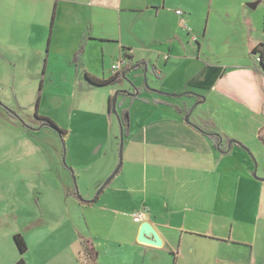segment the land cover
I'll return each instance as SVG.
<instances>
[{
  "label": "crops",
  "instance_id": "0c3cea01",
  "mask_svg": "<svg viewBox=\"0 0 264 264\" xmlns=\"http://www.w3.org/2000/svg\"><path fill=\"white\" fill-rule=\"evenodd\" d=\"M216 1L0 0V60L10 63L15 79L38 89L36 113L63 127L55 114L40 112L56 98L54 111L67 113L81 138L87 127L104 134L94 154L71 156L72 172L61 153L48 155L63 183L69 174H93L98 187L113 171L121 122L118 114L120 124L113 123L112 98L129 92L117 99L129 124L122 166L109 182V264H264V164L259 172L258 162L264 163V72L225 66L211 55L198 17ZM240 7L246 14L244 2ZM261 42L250 39V53ZM123 56L117 83L97 87L87 80V74L111 78V65ZM133 76L137 86L122 85ZM143 77L148 87L139 84ZM127 96L130 107L123 104ZM67 201L41 212L37 223L28 220V250L15 264L21 257L28 264H83L82 231L76 228L79 236L66 247L64 225L69 219L75 228L81 208L98 200L76 198L66 207ZM139 213L144 219L135 221ZM144 221L161 246L138 241Z\"/></svg>",
  "mask_w": 264,
  "mask_h": 264
},
{
  "label": "rangeland",
  "instance_id": "374dc122",
  "mask_svg": "<svg viewBox=\"0 0 264 264\" xmlns=\"http://www.w3.org/2000/svg\"><path fill=\"white\" fill-rule=\"evenodd\" d=\"M240 2L246 5V14L240 7ZM253 3H257L256 7H251ZM198 24L203 30L207 29L204 31L207 49L225 66L234 65L247 70L263 69L256 55L252 56L250 53L249 40H264V0H218L211 10H206L198 17ZM30 84L31 81L27 79H15L10 63L0 60V264H15V256H21L14 234L26 235L30 230L28 227H31L28 220L33 219L37 223L38 218L41 219V212L56 209L54 207H57L61 199H94L120 163L119 154L117 165L98 187L95 182L99 177L93 174L81 179L75 174H69L63 183L62 177L57 172L54 173L57 165L50 163L48 155L61 153L66 168L72 172L69 164L71 156L94 154L96 148L93 147L97 137L101 139L104 134L101 129L97 132V127H87L83 129L81 138L77 133L78 128L72 129L67 122V113L62 110L54 111V98L50 103L44 104L40 112L55 114L65 124L62 127L56 123L57 128L64 130L66 134H71L74 130L71 142L68 143L66 139L64 142V137H61L57 129L42 121L45 116L36 113L39 91L31 90ZM134 84L137 86V76L127 77L122 83L126 88ZM139 84L144 88L148 87L144 77ZM122 85L119 84L118 88L123 89ZM130 103L128 96L124 97L123 104L130 107ZM120 110L121 108H117L119 115ZM118 114H111L114 125L120 124ZM37 127L41 128L36 130ZM118 130L121 139L122 127ZM258 162L261 172L264 163L261 160ZM254 164L256 167L257 161ZM68 193L71 194L70 197L66 196ZM108 195L109 183L94 206L81 208V217L74 218L75 228L69 219L64 225L66 247H69L68 243L74 237L79 236L77 229L81 230V239L89 241L98 253V264H109V228L112 218L109 214ZM68 201L65 202L66 207ZM36 223L32 225L37 227ZM37 254L38 251L33 250L32 255L37 257Z\"/></svg>",
  "mask_w": 264,
  "mask_h": 264
},
{
  "label": "trees",
  "instance_id": "16d2710c",
  "mask_svg": "<svg viewBox=\"0 0 264 264\" xmlns=\"http://www.w3.org/2000/svg\"><path fill=\"white\" fill-rule=\"evenodd\" d=\"M251 55L252 56L259 55L260 56V64H261V66L263 68V72H264V40H263V42L259 43L258 45H256L255 47H253L251 49ZM86 77H87V80L92 85L97 86V87H104V86H108L111 84H115L118 82V78H119L118 75H114L109 79H98V78L90 76L89 74H87ZM128 114H129L128 109H123L119 115L121 127L123 130V135H125L127 133V129H128V124H129ZM42 121L46 125L57 129L60 132L62 138L65 137L66 132L62 129H58L56 123L52 119L47 118V117H43ZM209 136H211V138L215 139L216 141H219V139L222 138L221 135L216 134V133H209ZM259 137H260L261 141L264 143V130L260 132ZM233 142H236V141H233ZM241 146H243V145H241ZM97 199H98V197L96 198V200ZM81 200L83 202L88 203V204L93 203L89 200H84V199H81ZM14 241L18 247L20 254L24 255L28 250V245H27V242H26L24 236L21 233H17L14 235ZM97 259H98V253L96 252L94 246L91 245L89 241L83 240V249H82V256H81V260H82L83 264H98ZM16 264H28V263L25 261V259L23 257H21L16 262Z\"/></svg>",
  "mask_w": 264,
  "mask_h": 264
},
{
  "label": "water",
  "instance_id": "95a60500",
  "mask_svg": "<svg viewBox=\"0 0 264 264\" xmlns=\"http://www.w3.org/2000/svg\"><path fill=\"white\" fill-rule=\"evenodd\" d=\"M256 5H257V3H253V4H251V7H256ZM119 92H116L114 97L112 98L111 112L115 113V114H118L117 113V99H118ZM122 92L129 93L128 91H124V90H122ZM186 120L187 121L189 120V116L186 117ZM122 151H123V130H122L121 145H120V163L117 166V168L114 170V172L110 175V177L106 180L105 184L101 187V189L98 192L97 196L94 199L89 200V201L94 202L96 200V198L99 196V194L102 192V190L106 187V185L119 172V170H120V168L122 166V163H123ZM138 241L141 242V243L151 244V245H155V246H161L162 245V239H161L159 233L157 232V230L154 228V226L152 225V223L150 221H144L141 224L139 235H138Z\"/></svg>",
  "mask_w": 264,
  "mask_h": 264
},
{
  "label": "built area",
  "instance_id": "2783aa9c",
  "mask_svg": "<svg viewBox=\"0 0 264 264\" xmlns=\"http://www.w3.org/2000/svg\"><path fill=\"white\" fill-rule=\"evenodd\" d=\"M180 13V11H178ZM257 61L260 62V56L256 55ZM127 65V58L126 57H121L118 60H116L112 65H111V71L113 74H118L124 67ZM144 219V214L139 213L134 215V220L135 221H142Z\"/></svg>",
  "mask_w": 264,
  "mask_h": 264
}]
</instances>
